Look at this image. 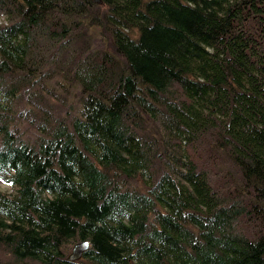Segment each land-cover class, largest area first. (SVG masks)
Returning a JSON list of instances; mask_svg holds the SVG:
<instances>
[{
  "label": "trees",
  "instance_id": "obj_1",
  "mask_svg": "<svg viewBox=\"0 0 264 264\" xmlns=\"http://www.w3.org/2000/svg\"><path fill=\"white\" fill-rule=\"evenodd\" d=\"M101 3L0 0V264H264V0Z\"/></svg>",
  "mask_w": 264,
  "mask_h": 264
},
{
  "label": "water",
  "instance_id": "obj_2",
  "mask_svg": "<svg viewBox=\"0 0 264 264\" xmlns=\"http://www.w3.org/2000/svg\"><path fill=\"white\" fill-rule=\"evenodd\" d=\"M94 4L101 5V0H93ZM88 242L83 241L79 242L73 245V249L71 250V253L68 255L69 260L74 261L77 259H80L82 253L88 248Z\"/></svg>",
  "mask_w": 264,
  "mask_h": 264
},
{
  "label": "rangeland",
  "instance_id": "obj_3",
  "mask_svg": "<svg viewBox=\"0 0 264 264\" xmlns=\"http://www.w3.org/2000/svg\"><path fill=\"white\" fill-rule=\"evenodd\" d=\"M0 190L7 193H12L14 191L13 187L10 186V184L4 183L1 180H0Z\"/></svg>",
  "mask_w": 264,
  "mask_h": 264
}]
</instances>
